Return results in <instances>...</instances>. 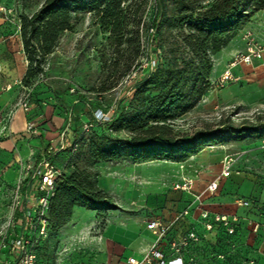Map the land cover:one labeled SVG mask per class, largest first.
<instances>
[{"label": "rangeland", "instance_id": "374dc122", "mask_svg": "<svg viewBox=\"0 0 264 264\" xmlns=\"http://www.w3.org/2000/svg\"><path fill=\"white\" fill-rule=\"evenodd\" d=\"M181 1L165 0L162 35L150 40L157 0L126 1L123 7L143 4L141 50L136 57L134 47L127 44L132 34L114 35L100 24L95 13L75 15L71 12V28L59 33L51 54L43 55L39 50L27 52L22 38L23 26L46 0H0V38L6 44L7 52L21 58L26 70L17 84L19 94L15 104L5 115H0V137L8 136L11 121L18 111L23 110L29 122L27 135L19 140L21 154L17 152V156L21 157L14 159L15 165L7 164L0 174V264H19L23 251L16 244L19 236L27 237L30 245H34L36 264L109 263L102 248L107 229L123 224L142 236L146 230H151L149 225L155 220L169 231L161 237L151 230L157 240L143 257L156 247L166 255L167 261L181 259L184 264H258L259 244L264 235V197L250 196L249 185L238 190L241 197H234L232 208H229L227 202L220 201L234 196L221 190L223 177L213 196L207 193V188L214 181L201 193L192 195V191L189 194L177 189L181 183H168L174 162L135 163L126 155L108 162L90 159V147L98 135L107 132L112 140L128 139L124 131L108 130L110 121L107 118L112 117L115 110L121 112L128 107L136 83L151 74L157 67V59L162 58L164 66L176 57L188 58L187 50L179 46L183 42L181 32L175 29ZM184 1L191 3L194 0ZM210 3L211 0H206L200 5ZM125 24L130 31L132 16ZM184 30L187 32L186 27ZM212 60L214 62V57ZM28 73L31 76L27 78ZM227 87L206 91L193 110L171 122L172 128L175 133L189 136L198 132L216 134L192 157H200L198 164L204 168L221 159L222 172L216 180L231 165V175L240 172L254 176L256 185L264 192V101L255 105L240 101L222 103L220 93ZM47 107H54L66 116L67 124L61 129L59 142L58 139L47 142L36 121L44 116ZM77 108L81 111L78 119H74ZM223 130H227V134L220 135ZM75 142L78 148L73 151ZM47 163L62 175H70L76 169L88 170L97 177L98 187L100 179L105 177L108 188L104 191L115 199L119 209L93 211L82 208L85 214L75 221V208L68 224L59 229L49 220V206L48 225L42 234L35 199L41 196L36 191ZM171 193L181 195L173 202L183 206L174 212L168 211L166 206ZM195 195L200 196V200ZM241 199L250 200L254 207H240ZM205 213L209 214L206 220L203 219ZM217 216H228L235 221L234 235L228 234V238L222 235L215 222ZM208 224H212L211 230L207 229ZM253 224L259 225L258 230ZM177 226L190 230H181L179 236H174L172 229ZM191 232L196 233L199 240H191L175 250L172 244L183 243ZM130 254L117 256V262L126 264L127 260H123Z\"/></svg>", "mask_w": 264, "mask_h": 264}, {"label": "trees", "instance_id": "16d2710c", "mask_svg": "<svg viewBox=\"0 0 264 264\" xmlns=\"http://www.w3.org/2000/svg\"><path fill=\"white\" fill-rule=\"evenodd\" d=\"M126 1L46 0L43 7L23 26L22 38L26 51L37 53L39 50L43 55L51 54L59 33L71 28V12L75 15L95 13L100 24L114 35L121 37L132 34L127 44L134 47L138 57L143 4L123 7ZM204 1L187 3L183 0L178 5L175 29L181 32L183 42L179 46L187 50L188 58L176 57L164 66L162 58L157 59V67L151 74L136 83L128 107L121 112L115 110L110 119L108 130L124 131L128 139L112 140L107 132L98 135L97 141L90 147L91 160L108 162L120 160L126 155L135 163L157 160L183 163L216 136L203 132L193 136L178 134L171 122L193 110L206 91L211 89L214 69L211 59L229 45L255 14L264 10V0H211L207 6L200 5ZM131 16L133 27L127 31L125 22ZM165 17L166 2L157 0L149 40L162 35ZM30 76L28 73L26 77ZM227 132L223 130L219 134L225 135ZM77 207L93 211L119 209L115 199L98 187L97 177L81 169H76L70 175L63 174L56 180L49 220L54 221L60 229L68 224ZM217 226L222 235L228 238L224 227L221 224ZM181 230L188 232L190 229L185 231L177 226L172 229V235L179 236Z\"/></svg>", "mask_w": 264, "mask_h": 264}, {"label": "crops", "instance_id": "0c3cea01", "mask_svg": "<svg viewBox=\"0 0 264 264\" xmlns=\"http://www.w3.org/2000/svg\"><path fill=\"white\" fill-rule=\"evenodd\" d=\"M247 32H251L256 41L264 45V10L257 13L247 22L229 45L214 57L212 80L221 77L234 56L246 52L247 43L244 36ZM25 73L26 70L21 58L13 57L7 52V46L0 38V115H5L15 104L19 94V86L17 84L25 76ZM235 74L240 77L241 81L227 87L220 93L222 103L230 104L240 101L255 105L264 101V60L257 61L252 66L241 65L235 69ZM80 111L81 109L78 110V108L74 110V119H78ZM44 112V116L41 119H36L37 123L41 125L40 132L43 133L47 142H53L57 139L59 142L58 136L62 132L61 129L67 124L66 116L54 107H47ZM28 124L26 113L20 110L11 121L8 136L0 137V174L7 164L13 163L15 165L14 159L21 157V155L17 156V152L21 154V141L19 140H21L23 135H27L25 132ZM74 124L75 122H72V125ZM199 158L192 157L184 163H171L173 174L169 177L168 183L172 184L174 181H177L183 184L187 179H190L193 181L192 194L201 193L210 182L215 181L219 177L222 172V165L221 159H219L214 165L204 168V166L198 164ZM106 180L105 177L100 179L99 187L102 190H107L108 188ZM246 185H249L251 188L250 196L264 197V192L256 185L254 176L234 172L231 177L223 179L221 182V190H227L234 196L222 198L220 201L227 202L228 207L232 208V199L234 197H241L238 190ZM180 197L181 195L178 193H171L169 195L170 200L166 205L168 211L173 210L174 212L183 207L182 204L176 206L173 202V200ZM84 212L86 211L82 208H76L74 213L75 221H78L85 214ZM156 240V236L151 230H146L140 236L131 229L126 228L123 224L111 226L105 232L102 243V248L106 253L105 259L109 263L104 261L103 264H119L117 256L126 253L131 254L124 258V262L131 257L142 259V255L151 248ZM259 247L258 264H264V235L261 238Z\"/></svg>", "mask_w": 264, "mask_h": 264}, {"label": "built area", "instance_id": "2783aa9c", "mask_svg": "<svg viewBox=\"0 0 264 264\" xmlns=\"http://www.w3.org/2000/svg\"><path fill=\"white\" fill-rule=\"evenodd\" d=\"M247 47H246V52L245 53H239L236 56L233 57L231 62L228 65L227 70L219 77L218 79L212 81L211 88L212 89H223L227 87L228 85L231 84H236L241 81L240 77H238L235 74V69H237L241 65H247V66H252L254 65L255 62L257 61H263L264 60V45L259 44L253 34L251 32H247L244 36ZM101 112V111H97ZM102 116H104L102 114ZM111 117H108L107 120L110 121ZM0 125H1V119H0ZM73 146V151H75L78 148L77 144L72 145ZM230 166L223 172L222 176L220 179L212 182L209 184L207 188V193L210 196H213L220 185V182L222 180V177L229 178L231 176V171H230ZM62 174L55 169L50 163H47L46 166L44 167V172L41 176V184L37 188V193H40L41 196L37 197L35 199V206L37 208L38 214L37 218L40 221L39 224V231L43 234L46 231L47 225H48V220H47V210L49 209L50 206V201L51 199L55 196V185H56V180L61 176ZM192 180H186L182 185H178L177 189L187 191L189 194H191L192 191ZM193 195V194H192ZM195 198L197 200H200V196H196ZM238 205L243 208H253L254 204L250 200L246 199H241L238 202ZM256 206V205H255ZM188 213L185 212V215ZM209 214L205 213L203 214V219H208ZM215 222L218 224H221L226 232L229 235H234L235 230H236V223L231 219V217L228 216H217L215 218ZM254 228L258 230L259 225ZM150 229L156 232V234H161V237H165V234L169 229L165 230L163 229V225L160 221H152L149 225ZM207 229L211 230L212 229V224L207 225ZM158 232V233H157ZM198 241L199 238L196 233L191 232L189 233L188 237L183 241V243H177L174 242L172 244L173 248L175 250H179L181 246L188 244L189 241ZM16 244L20 246L23 251H21L20 257H19V264H36V256L33 253L32 249L34 245H30L31 242L30 240L25 237V236H19ZM154 261H158V264H184L181 259H174L171 261L166 260V255L162 252L159 251L156 247H154L147 255H145L142 259H137L134 257H131L127 259L126 264H153Z\"/></svg>", "mask_w": 264, "mask_h": 264}]
</instances>
